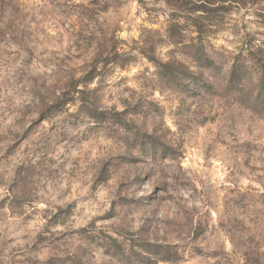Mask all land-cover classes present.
<instances>
[{
  "label": "rangeland",
  "instance_id": "374dc122",
  "mask_svg": "<svg viewBox=\"0 0 264 264\" xmlns=\"http://www.w3.org/2000/svg\"><path fill=\"white\" fill-rule=\"evenodd\" d=\"M258 3H106L102 11L119 17L116 30L105 41L108 54L94 60V66L77 78L82 83L65 80L61 84L55 75L61 65L74 55L80 58L81 41L95 40L85 30L93 16L87 11L77 15L81 6L67 0H0V74L11 57L7 63L21 66L17 83L23 85L15 95L17 107L7 116L0 111V160H24L10 181L0 177V227L8 223L18 231L26 228L22 240L35 233L31 243L23 245L26 264H96L97 249L116 258V264H264V115L252 109L249 97L258 84L238 97L226 87L221 91L206 83L197 71L215 69L224 59V53L206 43L208 25H228L235 19L233 14ZM254 16L256 21L249 17L243 23L248 17L244 12L242 22L232 24V35L243 29L246 44L260 53L256 57L249 51L261 70L260 80L264 75V39H260L264 9ZM219 43L221 48L228 45L226 50L232 47L226 37ZM244 46L232 57L228 85L236 61L247 74L246 80L250 77L241 61ZM96 63L104 64L101 72L108 76L114 75L107 68L109 63L132 72V79L124 76L116 82V86L128 84L125 91H130L131 101L122 100L117 106L102 89L97 92L103 77ZM163 66L169 75L161 78ZM185 79L196 87H189ZM41 90H47L49 102L34 108L31 102L44 94ZM4 91L0 87V95ZM106 99L108 108L104 107ZM3 103L0 100V107ZM89 159L100 164L98 170L87 163ZM177 162L185 173L195 174V191L202 198L181 207L169 203L172 198L166 195L149 205L152 195L161 191V184L151 178L157 173L175 176L172 166ZM88 173L90 183L77 178ZM100 181L115 187L108 211L93 216L83 227L66 230L73 216L83 219L75 208L78 202H87V194ZM145 183L152 192L137 198L134 193L144 191ZM61 185L66 195L76 198L64 207L57 205L51 213L48 201L52 196L61 199L57 195ZM121 191L133 195L122 198L126 202L117 215L134 213L139 218L136 232L117 233L124 241L103 230L94 231L99 222L116 218L113 210ZM80 192L85 196H78ZM53 227L60 231L53 232Z\"/></svg>",
  "mask_w": 264,
  "mask_h": 264
},
{
  "label": "clouds",
  "instance_id": "9594fccd",
  "mask_svg": "<svg viewBox=\"0 0 264 264\" xmlns=\"http://www.w3.org/2000/svg\"><path fill=\"white\" fill-rule=\"evenodd\" d=\"M67 2L69 4H79L81 6L76 10L77 15H79L81 11H87L93 16V19L90 22L91 26L85 30L90 31L92 36L95 37V40L90 42L81 41L82 46L79 48V52L77 53L80 58L77 59L74 55L71 60L67 61L64 65H61L60 71L55 73V75L59 77L61 84H63L65 80H73L77 83H82V81H79L77 78L84 72H87L88 68L94 66V60L99 61L103 55L108 54V45L105 43V41L116 30L115 20H117L119 17H116L115 13L113 12L105 13L102 11L106 3H114V0H67ZM262 9H264V0H259V3L255 7L249 5V7L241 11L239 15L233 14L235 15V19L231 20V23L228 25L223 27L218 23H210L208 25L209 33L207 35L206 43L211 42L212 45H215L218 53H224V59L218 61L217 67L215 69L201 67L197 70L198 73H203V79L206 83L217 87V89L221 91L225 87L233 88L235 89L233 94L238 97L244 95L259 83L261 70L256 66L255 59L253 57H249V51H252L256 57H258L260 53H257L255 48H249V46L246 44L243 29H239L235 36L232 35V24L239 25L242 22L240 17L244 15V12L248 13V17H245L243 23H248L249 17L256 21L257 18L254 16V13L261 11ZM224 28H227V31H224ZM261 32H264V28H261ZM225 37L227 38L228 44L232 46L230 50H226L228 45H225L223 48L220 47V38ZM260 39H264V36H261ZM112 43H115V40H113ZM241 44L245 45L244 48L240 49V51L243 52L241 61L247 65L251 74L250 77L244 82H234L232 85H228L227 74L231 69L232 57L236 54V51ZM254 44H259V41H255ZM58 54L63 55V53ZM11 60V57L7 58V61ZM7 61L3 65L5 70L2 72V74H0V87H3L5 90L4 93L0 95V100L4 102L3 106L0 107V111H2L5 116H7V113L10 109H15L17 107V105L14 103L15 95L19 94L20 89L23 88V85H19L17 83L18 77L20 75V73L17 72V69H19L21 66L14 62L11 64V66H9ZM95 67L97 72L101 74V77H103L99 81V88L97 89L98 93L102 89L105 97L110 98L111 104L117 106H119L122 100L131 101L132 95L130 91H125V89L128 88V84L125 83L120 86H116V82L124 76H128L129 79H132L133 74L131 71H121L118 66H114V64L109 63L107 68L114 72V75L108 76L101 72V69H104L105 67L103 63H96ZM184 83L189 85V87H196L188 79H185ZM10 84L12 87L9 86ZM41 91H43L44 94L40 95L38 98H35L31 102L34 108L39 106L42 102H49L50 96L47 94V90ZM201 91L203 92V89H201ZM77 107H79V100L77 101ZM104 107H109L107 99ZM67 115L68 112H65V116ZM0 119H3V117H0ZM57 119L62 118L58 117ZM9 123L10 121L5 123V128L9 126ZM13 131H15L14 127ZM0 156H3V152H0ZM23 162L24 160L22 157H11L9 159L0 160V177H2L4 180L10 181L14 175V170L17 165ZM87 163L89 165H93L94 170H98L100 167V164L95 159H89ZM172 170L175 172V176L171 174L165 175L164 173H157L155 177L151 178L154 180V182L161 184V191L152 195L151 199L148 200L149 205L153 200L161 199L166 195L172 198L169 203L174 202L176 205L181 207H190L191 203L195 199L202 198L201 194L195 191L194 185L196 176L194 173H185L184 170H181L178 167V162L172 166ZM167 171L168 170L165 169V172ZM81 173H83V169H81ZM176 176H179V179H177ZM189 177L192 178L190 183L188 182ZM77 178L83 180L86 183H90L91 173L83 175L78 174ZM165 181L167 183H165ZM63 188L64 186L61 185V191L57 193L61 199L57 200L55 196H52L48 201L51 213H55L57 205L64 207L72 199L76 198L71 195H66L63 191ZM205 188L208 189L207 181H205ZM208 190L210 194L211 190ZM151 192V187L148 183H145L144 191H138L134 193V195L139 198L146 196V194ZM77 195L84 197L85 193L80 192L77 193ZM132 195L133 193L124 191L120 192L116 201L117 207L113 210V215L116 218L110 221L106 220L99 222L94 229L95 233L98 234L101 230H103L109 236H115L118 241H124V236L117 235L118 232H121V230L126 232L137 231L136 223L139 222V218L136 217L134 213L127 216L117 215L118 213H121L123 204L126 202L122 198L131 197ZM113 196H116L114 185L100 181L96 186V190L87 194V202L80 201L78 202V206L75 208L77 215L82 216L83 219L77 221V216H73L72 219L69 220L68 224L64 226L65 229L67 230L75 227H83L89 220L93 218V216L108 211L109 202ZM141 203L143 202L141 201ZM145 211H147V208H145ZM130 225L131 227H129ZM4 229H8V231L5 232ZM26 231V228L20 231L16 230L15 228H10L8 223H5L2 227H0V232H3V235L0 236V261H3V264H26L28 255L27 250L24 249L23 245L25 243L30 244L32 237L35 235V233H29L27 240L20 239L22 232ZM52 231L58 232L60 229L58 227H53ZM8 241L13 242L9 243ZM125 251H127L126 245ZM103 253V249H97L96 264H102V262L103 264H116V258L111 255L105 256Z\"/></svg>",
  "mask_w": 264,
  "mask_h": 264
},
{
  "label": "trees",
  "instance_id": "16d2710c",
  "mask_svg": "<svg viewBox=\"0 0 264 264\" xmlns=\"http://www.w3.org/2000/svg\"><path fill=\"white\" fill-rule=\"evenodd\" d=\"M163 71L159 73L161 78L168 76L169 74L165 71L167 66H163ZM264 74V73H263ZM247 78V74L241 70L239 67L238 61L235 62L233 69L230 74L229 85H232L234 82L240 83L244 82ZM228 91H235V89L226 87ZM225 88V89H226ZM242 91V90H241ZM252 102V109L256 110L258 113L264 115V75L259 80L258 85H256V89L249 96Z\"/></svg>",
  "mask_w": 264,
  "mask_h": 264
}]
</instances>
